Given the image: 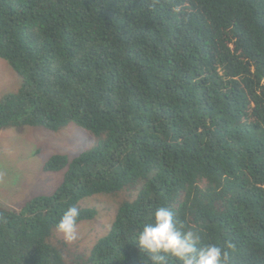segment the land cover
Segmentation results:
<instances>
[{
  "label": "trees",
  "instance_id": "1",
  "mask_svg": "<svg viewBox=\"0 0 264 264\" xmlns=\"http://www.w3.org/2000/svg\"><path fill=\"white\" fill-rule=\"evenodd\" d=\"M0 59L21 80L0 129L74 123L97 138L46 162L64 170L51 195L0 207V264H66L49 243L63 212L126 188L71 264H152L136 237L160 206L204 243L234 244L230 264H264V0H0ZM79 210L78 224L96 216Z\"/></svg>",
  "mask_w": 264,
  "mask_h": 264
},
{
  "label": "rangeland",
  "instance_id": "2",
  "mask_svg": "<svg viewBox=\"0 0 264 264\" xmlns=\"http://www.w3.org/2000/svg\"><path fill=\"white\" fill-rule=\"evenodd\" d=\"M21 86L19 76L0 59V99ZM97 138L74 123L58 131L28 125L0 129V207L19 210L36 196L51 195L62 183L64 170L46 172L44 165L54 155L70 160L94 148ZM130 188L114 194H97L78 203L80 209H93V220L78 224V239L67 243L56 230L49 243L61 251L66 264L74 256L86 255L97 240L108 233L118 207L133 197Z\"/></svg>",
  "mask_w": 264,
  "mask_h": 264
},
{
  "label": "clouds",
  "instance_id": "3",
  "mask_svg": "<svg viewBox=\"0 0 264 264\" xmlns=\"http://www.w3.org/2000/svg\"><path fill=\"white\" fill-rule=\"evenodd\" d=\"M80 210L69 206L56 224V231L67 243L78 239ZM136 247L148 253L152 264H168L174 258L178 264H230V252L235 245L204 243L200 229L178 224L175 213L166 206L158 207L143 223L136 237Z\"/></svg>",
  "mask_w": 264,
  "mask_h": 264
}]
</instances>
